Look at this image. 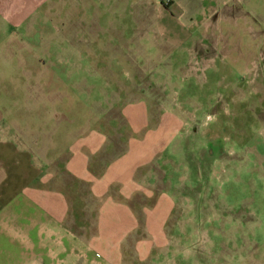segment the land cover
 Masks as SVG:
<instances>
[{"label":"rangeland","instance_id":"rangeland-1","mask_svg":"<svg viewBox=\"0 0 264 264\" xmlns=\"http://www.w3.org/2000/svg\"><path fill=\"white\" fill-rule=\"evenodd\" d=\"M0 49L5 122L118 264L264 263V0H0Z\"/></svg>","mask_w":264,"mask_h":264},{"label":"crops","instance_id":"crops-1","mask_svg":"<svg viewBox=\"0 0 264 264\" xmlns=\"http://www.w3.org/2000/svg\"><path fill=\"white\" fill-rule=\"evenodd\" d=\"M5 120L0 108V264H118L122 243L94 231L91 219L84 222L85 213L88 219L94 209L99 217L108 210L81 195V177L58 162L61 154L52 159L50 147H35L33 136L23 137Z\"/></svg>","mask_w":264,"mask_h":264},{"label":"trees","instance_id":"trees-1","mask_svg":"<svg viewBox=\"0 0 264 264\" xmlns=\"http://www.w3.org/2000/svg\"><path fill=\"white\" fill-rule=\"evenodd\" d=\"M164 8H169V6L167 4H163Z\"/></svg>","mask_w":264,"mask_h":264}]
</instances>
